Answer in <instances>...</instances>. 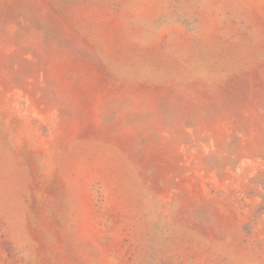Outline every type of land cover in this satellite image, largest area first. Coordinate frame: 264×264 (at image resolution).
<instances>
[{
	"label": "rangeland",
	"instance_id": "rangeland-1",
	"mask_svg": "<svg viewBox=\"0 0 264 264\" xmlns=\"http://www.w3.org/2000/svg\"><path fill=\"white\" fill-rule=\"evenodd\" d=\"M0 264H264V0H0Z\"/></svg>",
	"mask_w": 264,
	"mask_h": 264
}]
</instances>
